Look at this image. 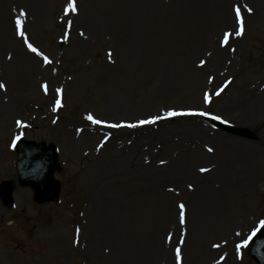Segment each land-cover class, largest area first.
<instances>
[{
	"label": "rangeland",
	"instance_id": "1",
	"mask_svg": "<svg viewBox=\"0 0 264 264\" xmlns=\"http://www.w3.org/2000/svg\"><path fill=\"white\" fill-rule=\"evenodd\" d=\"M0 83V183L12 184L0 264H177L176 249L179 264H255L264 119L249 114L264 93V0H0ZM123 91L122 112L110 98ZM19 139L55 147L53 200L18 184ZM243 145L256 151L248 170L233 159Z\"/></svg>",
	"mask_w": 264,
	"mask_h": 264
},
{
	"label": "water",
	"instance_id": "2",
	"mask_svg": "<svg viewBox=\"0 0 264 264\" xmlns=\"http://www.w3.org/2000/svg\"><path fill=\"white\" fill-rule=\"evenodd\" d=\"M226 132L234 133L237 136L249 137L240 128L217 124ZM16 170L18 181L21 186H31L34 190V197L38 202L52 200L57 194L58 186L54 180V172L58 168V161L55 148L52 144L20 140L17 148ZM12 191L9 182L0 184V198L10 203ZM249 256L256 264H264V230H260L250 244Z\"/></svg>",
	"mask_w": 264,
	"mask_h": 264
},
{
	"label": "bare ground",
	"instance_id": "3",
	"mask_svg": "<svg viewBox=\"0 0 264 264\" xmlns=\"http://www.w3.org/2000/svg\"><path fill=\"white\" fill-rule=\"evenodd\" d=\"M217 13H218L217 16L219 15V17L221 18V22L224 26L228 25V22L230 23V19L224 10H221L219 8ZM244 23L245 22H242V24H239V25L243 28V26H245L246 24L247 26H250L252 24L250 23L249 19H247V23L245 24ZM127 93L128 91H123L121 92L120 95L114 94L113 96H111L110 103L112 104L113 109L119 108L123 112V110L129 107V105L131 104V97H129ZM252 110H253V113L249 114V117H251L253 121L260 120L261 118L264 119V93L263 92L262 94H259L257 99L253 102ZM237 149L238 150L235 149L233 159H236L239 162H241L242 166H244L246 170L251 169L252 161H253L252 158L256 156L255 148L249 147L247 145L246 146L243 145L242 147H240V149L239 148ZM219 177H222V176L218 175L215 178H219ZM14 178L15 177L13 175L12 179ZM201 196L202 194L198 193L196 197L197 199H199Z\"/></svg>",
	"mask_w": 264,
	"mask_h": 264
},
{
	"label": "snow or ice",
	"instance_id": "4",
	"mask_svg": "<svg viewBox=\"0 0 264 264\" xmlns=\"http://www.w3.org/2000/svg\"><path fill=\"white\" fill-rule=\"evenodd\" d=\"M68 8L71 9V11H73V12L76 11V8H75V6H74V3H69ZM235 11H236L237 17H238V19H239V16H240V9L237 8ZM249 11H251V10L249 9ZM22 14H23V13H22ZM16 26H17V29L19 30V28H20V21H19V20L16 21ZM19 34L21 35V37L24 36L23 31H20ZM242 34H243V29H242V28H241V30H239V31L236 32V35H237V36H240V35H242ZM81 35H83V33H81ZM227 39H228V34L226 33V34H225V42L227 41ZM24 42H25L27 48H28L31 52L36 53L38 56L41 55V53L37 50V48L34 47L31 43H29L28 40H27L26 38H25V41H24ZM44 62H45V63H49V62H50L46 56L44 57ZM204 63H205L204 61H201V65H203ZM4 87H5V85H4L3 83H0V89H2V88H4ZM217 95H219V93H217ZM207 99H208L207 96H205V102H207ZM59 104H60V101L57 100V105H59ZM53 110L55 111V109H53ZM197 114H198V115H204V113H176V112H172V111H170V112L168 113V116H175V115H197ZM87 118H88L89 120H91L93 123H99V121L94 120V119L92 118L91 115H89ZM213 118H214V119H218V117H213ZM155 119H157V118H152V119H149V120H140V121H139V124H140V125L151 124V123H154V122H155ZM119 126H120V125H114V127H119ZM127 126H128V127H136L137 125L130 124V125H127ZM208 151L211 152L212 149L209 148ZM161 163H164V162L161 161ZM200 171H201V172H205V171H207V169H200ZM189 189H191V185H189ZM170 190H171V189H170ZM179 208H180V223H181V224H184V223H185V205H184V204H180V205H179ZM176 259H177V264H179V262H180V249H176Z\"/></svg>",
	"mask_w": 264,
	"mask_h": 264
}]
</instances>
